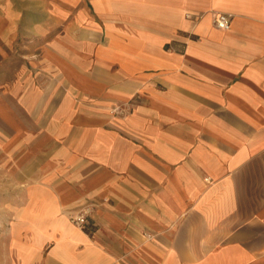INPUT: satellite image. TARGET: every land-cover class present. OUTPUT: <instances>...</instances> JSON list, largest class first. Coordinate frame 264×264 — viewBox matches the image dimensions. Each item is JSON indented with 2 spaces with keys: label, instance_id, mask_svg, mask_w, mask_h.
<instances>
[{
  "label": "crops",
  "instance_id": "obj_1",
  "mask_svg": "<svg viewBox=\"0 0 264 264\" xmlns=\"http://www.w3.org/2000/svg\"><path fill=\"white\" fill-rule=\"evenodd\" d=\"M0 167L7 264H264V0H0Z\"/></svg>",
  "mask_w": 264,
  "mask_h": 264
},
{
  "label": "rangeland",
  "instance_id": "obj_2",
  "mask_svg": "<svg viewBox=\"0 0 264 264\" xmlns=\"http://www.w3.org/2000/svg\"><path fill=\"white\" fill-rule=\"evenodd\" d=\"M10 179H12L11 176L0 167V264L9 262L8 252L15 241L12 236L15 234L13 231L16 227L14 224L16 208L11 205L14 192L8 189L12 182Z\"/></svg>",
  "mask_w": 264,
  "mask_h": 264
},
{
  "label": "built area",
  "instance_id": "obj_3",
  "mask_svg": "<svg viewBox=\"0 0 264 264\" xmlns=\"http://www.w3.org/2000/svg\"><path fill=\"white\" fill-rule=\"evenodd\" d=\"M231 18L225 14H219L214 18V25L220 30L227 31L230 28ZM88 211L80 210L76 214L70 216V221L78 228H83L86 223Z\"/></svg>",
  "mask_w": 264,
  "mask_h": 264
}]
</instances>
